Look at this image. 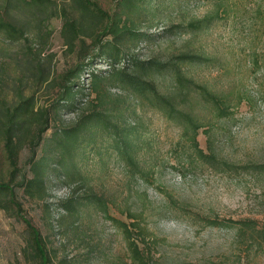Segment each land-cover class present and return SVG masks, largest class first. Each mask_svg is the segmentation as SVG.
Returning a JSON list of instances; mask_svg holds the SVG:
<instances>
[{
	"label": "rangeland",
	"instance_id": "1",
	"mask_svg": "<svg viewBox=\"0 0 264 264\" xmlns=\"http://www.w3.org/2000/svg\"><path fill=\"white\" fill-rule=\"evenodd\" d=\"M90 1L109 14L125 10L120 0ZM62 9L79 18L73 0H0V104L4 97L12 101L16 89L39 106L57 96V77L75 65L77 49L65 42ZM129 16L135 26L154 35L125 46L139 59L165 60L182 52L202 57L200 63L178 64L186 76L181 82L168 73L157 81L162 93L202 125L198 146L209 156L195 152L184 117L169 118L110 86L113 96L105 106L114 104L122 125L137 120L140 134L133 145H138L140 175L131 174L106 149L105 135L77 153L80 143L75 149L80 175L70 182H48L43 199L17 187L18 210L9 203L2 207L5 196L0 195V264H35L25 251V220L53 251V264H264L259 235H238L227 224V219L246 217L264 223V174L251 168L264 164V0H145L143 9ZM193 21L195 28L189 23ZM91 22L87 18L85 25ZM6 23L21 29L23 37L11 34ZM171 25L176 27L157 36ZM96 50L88 45L86 60ZM92 66L109 69L103 61ZM86 70L80 77L84 83L90 72ZM60 112L62 123H69L72 114ZM29 144L26 133L17 165L27 175L28 155L32 151L37 158L42 150ZM11 168L0 139V178L8 180ZM72 192L78 205L65 212L58 202ZM88 193L101 195L110 215L141 226L128 225L142 261L132 260L122 230L85 202ZM212 220L222 224L211 225Z\"/></svg>",
	"mask_w": 264,
	"mask_h": 264
},
{
	"label": "trees",
	"instance_id": "2",
	"mask_svg": "<svg viewBox=\"0 0 264 264\" xmlns=\"http://www.w3.org/2000/svg\"><path fill=\"white\" fill-rule=\"evenodd\" d=\"M79 8V18L70 17L65 9L61 11L63 19L62 32L65 42L70 48L76 49V63L73 67L64 71L57 78L59 83L57 96L52 102L45 106L36 105L33 97L23 96L21 91L16 89V97L8 101L5 97L0 104V139L4 150L5 159L12 167L10 178L3 180L0 178V195L6 198L1 201L2 207L6 204H14L13 209L18 210L19 205L15 200L16 188L25 194L33 196L38 194L43 199L47 183L50 181L62 180L70 182L69 179L80 175L75 156L84 148L94 147L98 135H105L104 141L106 149H110L115 155L124 161V166L133 175H140L141 170L135 160L138 145L134 143L138 138L137 120L132 125H122L119 122L121 115L114 114L116 110L106 107V98L113 96L110 86L124 89L133 99H140L148 105L156 107L169 118L177 115L184 117L191 130V143L195 152L202 157H208L203 149L198 146L197 130L201 124L197 122L189 113L179 109L171 96L164 94L159 89L158 76L168 73L178 82L186 76L179 67L180 62H202V57L195 53L182 52L171 55L168 59L150 57L139 59L125 47H130L132 41H147L153 37V33L135 26L129 16L135 10L143 9L145 0H120L119 4L125 9L117 13H108L90 0H73ZM150 0H147L149 2ZM87 18L92 21L85 25ZM82 20H84L82 22ZM100 21V23L98 22ZM193 28L196 23L189 22ZM162 30L157 36L175 28ZM6 28L11 34L23 37L21 29L6 23ZM18 33V34H17ZM87 36L90 43L87 44ZM79 36V37H78ZM156 36V35H155ZM97 47L95 53L89 60H86V50L88 45ZM98 61L106 62L109 69L104 70L93 65ZM90 69L87 75L88 81H80L84 73ZM208 90L206 95L211 96ZM125 100V99H124ZM123 101V100H122ZM114 103L116 101L113 100ZM120 103V102H119ZM118 103V104H119ZM72 114L69 123H62L61 112ZM127 121V115L123 116ZM49 131L48 136L46 132ZM207 133V131H205ZM28 135L31 149L41 146L42 150L37 158L28 155L26 163L30 170V175L22 172L17 165L18 150L24 136ZM46 136V137H45ZM81 149L76 153L75 149L80 145ZM226 166L229 165L223 161ZM254 170L264 174V164L256 163L251 166ZM19 177L18 180H16ZM87 203L93 204L101 210L105 217L117 228L121 229L127 240V246L131 252L132 260H140L137 242L131 237L132 225L134 228L141 226L135 221L127 223L109 214L108 205L105 200L96 193L84 195ZM79 200L72 192L68 196L59 200L58 205L65 212L76 210ZM48 209V204L44 203ZM52 205V203H49ZM29 230V239L25 247L35 264H53L52 253L45 239L39 230L29 221L25 220ZM211 225L222 224L220 221L212 220ZM227 224L235 228L238 235L244 233H256L260 237L258 248L264 249V223L259 225V221L254 218L227 219ZM92 251V250H90Z\"/></svg>",
	"mask_w": 264,
	"mask_h": 264
}]
</instances>
